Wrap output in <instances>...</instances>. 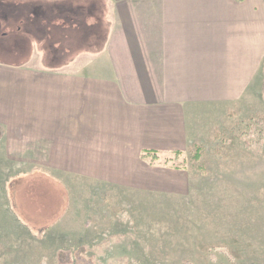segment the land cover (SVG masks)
<instances>
[{"label": "crops", "instance_id": "0c3cea01", "mask_svg": "<svg viewBox=\"0 0 264 264\" xmlns=\"http://www.w3.org/2000/svg\"><path fill=\"white\" fill-rule=\"evenodd\" d=\"M13 1L37 7L13 13V40L0 24L13 58L0 61V161L29 167L11 177L15 209L23 181L49 200L50 223L23 221L32 232L95 214L77 200L101 184L171 191L180 170L144 150L184 151L230 109L264 102V0Z\"/></svg>", "mask_w": 264, "mask_h": 264}, {"label": "rangeland", "instance_id": "374dc122", "mask_svg": "<svg viewBox=\"0 0 264 264\" xmlns=\"http://www.w3.org/2000/svg\"><path fill=\"white\" fill-rule=\"evenodd\" d=\"M36 7L0 0L6 37L13 40L12 27L18 23L13 13L23 17ZM12 40L1 36L0 61L13 63ZM259 100L255 107L245 101L230 109L209 134L198 131L199 161L192 158L194 144L182 157L166 155L182 165L171 191L125 192L101 184L92 201L88 195L77 200L84 207L94 203V209L98 204L95 214L85 208L86 220L59 221L49 231L36 226L32 232L23 222L53 214L38 207L49 203L47 198L29 197L28 181L16 189L21 211L7 198L11 177L28 170V164L17 168L0 161V264H264V102Z\"/></svg>", "mask_w": 264, "mask_h": 264}, {"label": "trees", "instance_id": "16d2710c", "mask_svg": "<svg viewBox=\"0 0 264 264\" xmlns=\"http://www.w3.org/2000/svg\"><path fill=\"white\" fill-rule=\"evenodd\" d=\"M238 2H244L246 0H237ZM195 151L192 155V158L194 161H199L201 158V151H202V146L195 143ZM176 158L182 157L184 155V152L182 151H175L172 153ZM141 159L148 162L151 165H158V164H163L170 166L176 170H182V165L177 164L173 161V157H169L166 155H163L162 153L155 151V150H144L141 154Z\"/></svg>", "mask_w": 264, "mask_h": 264}]
</instances>
